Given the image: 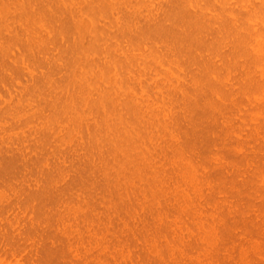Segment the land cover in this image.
Instances as JSON below:
<instances>
[{
  "label": "bare ground",
  "instance_id": "6f19581e",
  "mask_svg": "<svg viewBox=\"0 0 264 264\" xmlns=\"http://www.w3.org/2000/svg\"><path fill=\"white\" fill-rule=\"evenodd\" d=\"M0 264H264V0H0Z\"/></svg>",
  "mask_w": 264,
  "mask_h": 264
}]
</instances>
